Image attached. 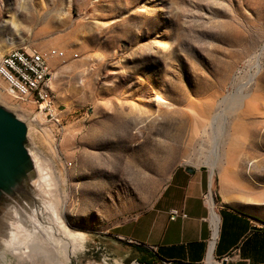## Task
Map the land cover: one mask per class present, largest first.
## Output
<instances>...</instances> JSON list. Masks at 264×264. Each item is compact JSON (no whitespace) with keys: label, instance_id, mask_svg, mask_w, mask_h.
Instances as JSON below:
<instances>
[{"label":"rangeland","instance_id":"obj_1","mask_svg":"<svg viewBox=\"0 0 264 264\" xmlns=\"http://www.w3.org/2000/svg\"><path fill=\"white\" fill-rule=\"evenodd\" d=\"M16 47L67 56L51 65L59 124L0 78V106L22 112L30 156L19 189L0 199V264H46L5 245L10 210L32 200L38 169L85 236L67 264H112L101 237L145 208L179 164L207 168L216 202L220 187L264 221V0H0V57Z\"/></svg>","mask_w":264,"mask_h":264},{"label":"crops","instance_id":"obj_2","mask_svg":"<svg viewBox=\"0 0 264 264\" xmlns=\"http://www.w3.org/2000/svg\"><path fill=\"white\" fill-rule=\"evenodd\" d=\"M209 188L207 168L179 164L145 208L101 237L103 258L128 264L149 254L160 264H264V221L231 206L220 187L210 208L203 198Z\"/></svg>","mask_w":264,"mask_h":264},{"label":"bare ground","instance_id":"obj_3","mask_svg":"<svg viewBox=\"0 0 264 264\" xmlns=\"http://www.w3.org/2000/svg\"><path fill=\"white\" fill-rule=\"evenodd\" d=\"M254 76L255 73L251 75L249 81ZM242 87L244 88V85ZM243 88L240 89V93L236 94L235 92L236 95L233 93L229 95L230 102L242 94ZM40 89H47V81H40ZM45 105L51 106L48 96H45ZM2 107L18 118L23 115L18 110ZM52 111H54V107ZM38 117L40 118L41 114ZM25 124L28 134V123L25 122ZM220 130L222 131V127L219 126L218 132ZM214 143V148L207 157L211 170L215 168L220 156ZM33 184L35 188L31 190V194L29 193L32 200L26 203L22 209L12 207L10 210L16 219L10 222L11 227L8 230V239H6L5 245L13 255L30 262L43 260L46 261V264H56L55 259L62 258L64 263L60 264H67L70 257L84 249V233L75 232L70 227L63 214V196L52 194L49 190L50 178L41 169H38V177L33 181ZM209 257H211L210 253Z\"/></svg>","mask_w":264,"mask_h":264},{"label":"built area","instance_id":"obj_4","mask_svg":"<svg viewBox=\"0 0 264 264\" xmlns=\"http://www.w3.org/2000/svg\"><path fill=\"white\" fill-rule=\"evenodd\" d=\"M67 53L58 48L45 50H27L24 47L12 48L0 57V78L6 84V91L9 95L19 101L32 100L37 104L45 117H49L59 124L55 118L53 106L45 105V96H52L50 88L51 65L54 59H65ZM40 81H47V89H40ZM210 208L214 205V197L211 188L203 196ZM178 211L173 210L172 215L176 216ZM185 217L184 214H182ZM105 263L108 257L101 259ZM129 264H144L133 259ZM163 264H167L163 262Z\"/></svg>","mask_w":264,"mask_h":264},{"label":"water","instance_id":"obj_5","mask_svg":"<svg viewBox=\"0 0 264 264\" xmlns=\"http://www.w3.org/2000/svg\"><path fill=\"white\" fill-rule=\"evenodd\" d=\"M26 138L25 122L0 106V199L19 189L28 171L30 156Z\"/></svg>","mask_w":264,"mask_h":264},{"label":"trees","instance_id":"obj_6","mask_svg":"<svg viewBox=\"0 0 264 264\" xmlns=\"http://www.w3.org/2000/svg\"><path fill=\"white\" fill-rule=\"evenodd\" d=\"M146 256H148V257H149L150 255H149V254H147ZM140 260H141V262H143V261H142V259H140Z\"/></svg>","mask_w":264,"mask_h":264}]
</instances>
